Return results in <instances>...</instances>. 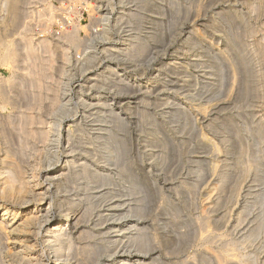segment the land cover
<instances>
[{
	"label": "rangeland",
	"instance_id": "374dc122",
	"mask_svg": "<svg viewBox=\"0 0 264 264\" xmlns=\"http://www.w3.org/2000/svg\"><path fill=\"white\" fill-rule=\"evenodd\" d=\"M77 1L95 2V0ZM97 1L101 4L99 12H96L97 10L95 12H47L48 7L50 5L52 7V0H19V9L22 8L19 10L21 15L19 20L15 21L16 25H11L13 24L11 20L6 19L9 17V11H7L9 2L0 0V20L2 19L0 21V87L8 88L6 90L0 88L1 93L5 91L3 94L0 93V103L4 107L3 109L0 104V118L2 117L0 119V170L4 168V165L5 168L1 171L5 169L7 171L6 163L1 162L6 159V162H10L8 161L10 159L13 163L16 161L28 172L35 162L38 166L40 164V169L44 170L47 166L45 162L44 165L43 160L49 152L55 150L53 143L49 140H46L47 143L42 142V139H38L39 137L37 138L34 134L30 136L31 132L27 131L29 128L30 130L49 129V135H52L49 139H51L56 133V128L61 127L58 128V131L61 129V141L55 145L61 156L67 147L65 130L68 127L77 129L79 133L81 129L87 128L90 120L102 119L109 113L117 112L119 119L116 117L109 122L110 124L107 123L108 126L105 125L107 129H111L115 128L116 123L120 124L121 127L117 126L115 135L119 146L124 143L120 146L121 154L124 156L119 155L122 157H117L119 158L117 164L112 165V168L117 169L118 172L116 177L118 184L115 183L117 186H113L117 196H112L117 198V203L119 201L121 205L117 214L120 212L122 218L118 219L117 215V226L121 223L130 224L132 221L135 226L133 228L125 226L123 229L124 231L127 229L126 237H122L123 240H118L116 243L111 242L114 237H111L112 234L108 233L109 229H107L113 227L112 221L106 220L101 226L99 225L100 227L95 226L93 221L81 222L76 229L72 228L75 246L80 248L83 244L85 245L89 238L80 233L94 227L92 231L99 236L95 240L96 243L104 245L110 241L109 253H103L98 264L106 262L113 264L111 261L122 254L140 256L139 260H143L140 261L142 264H162V262L163 264H206V262L218 264L219 261L222 263L221 260L224 262L222 264H248L249 262V264H264V0H246V2L245 0ZM119 19L122 20L119 21ZM6 20L11 24L8 22L9 24L6 25ZM64 20L65 24H63ZM73 26L79 28L78 36H80V41L75 43L65 39L64 35V31L73 29ZM105 29L106 32L109 30L108 33ZM135 33L136 44L130 46L131 44L128 43L133 40ZM43 37L50 42V47H47L48 44L45 41L43 42ZM198 40L199 45H195L194 43ZM258 47L262 49L260 52L256 49ZM44 49L46 50L43 51ZM252 49L257 51L253 52ZM115 52L117 54L121 52L123 58L121 56H119L121 59L114 58ZM126 52L131 53L127 55ZM47 57L49 63L44 64ZM50 58H54V62ZM132 59L136 61L132 62ZM43 66L46 67L44 71ZM112 69L115 72L114 75L110 74ZM28 70L31 76L27 75ZM260 70L262 72H258ZM117 71L124 75L119 76L120 73L117 74ZM232 71L233 76H231ZM234 76L235 78H232ZM104 81L106 82L103 83ZM257 87L258 90H256ZM39 95L40 98H38ZM99 95L101 104L107 105L103 104L100 111H89L93 108L89 104L92 101L96 102ZM27 97L30 99L27 100ZM55 99L58 100L55 101ZM67 101L74 109L61 117L58 111H54L56 105H52V102L63 104ZM24 112L25 114H22ZM33 113L35 117L31 116L30 119ZM29 120L30 123H28ZM42 121L45 123L39 125ZM258 130H260L259 133ZM21 131L24 133L20 134ZM34 136L38 140H35ZM259 136L261 137L258 138ZM103 142H99V145ZM243 145L245 146L242 147ZM15 146L17 149L13 148ZM14 150L17 154H12ZM7 152H10L8 154L12 155V158L15 156L18 158H10ZM5 154L8 158H4ZM120 159L123 163H120ZM246 162L250 166H247ZM40 169L38 170L39 182L43 187L47 181L44 177L41 178L43 170ZM219 170L221 171L218 172ZM128 180H134L136 185L138 183L136 188H141L133 192V187L126 183ZM55 190L53 188V191ZM110 199V197L106 198L104 203H109ZM0 201V204L4 205L10 202L2 197ZM138 202L144 204V214L141 217L133 216L131 212L125 211L129 210L128 208L138 207ZM19 210L21 212V209ZM141 230L145 233V237L150 238L152 235L155 238L153 248L148 252H140L136 247L131 248L128 243L129 237L135 236L134 234ZM2 237L0 240L3 239ZM0 247L2 248L1 245ZM214 254H218L217 258L222 254L221 259L215 262ZM5 255L8 254L5 253ZM8 259L11 260V257Z\"/></svg>",
	"mask_w": 264,
	"mask_h": 264
},
{
	"label": "bare ground",
	"instance_id": "6f19581e",
	"mask_svg": "<svg viewBox=\"0 0 264 264\" xmlns=\"http://www.w3.org/2000/svg\"><path fill=\"white\" fill-rule=\"evenodd\" d=\"M135 1V0H134ZM8 10L9 11V17H7L6 19H10L11 22L13 24H11V22H9L8 20H6V25H8L9 23L11 25L15 24V21H17V19L19 20V16L21 15L20 13V8L19 9V0H8ZM246 2V0H245ZM5 3V2H3ZM7 3V2H6ZM22 3V1H21ZM31 3V2H30ZM140 3V2H139ZM149 3V2H148ZM177 3V2H176ZM259 3V2H258ZM261 3V2H260ZM25 4V3H24ZM143 4V3H142ZM174 4V3H173ZM257 4V3H256ZM23 5V4H22ZM21 5V6H22ZM177 5V4H176ZM179 5V4H178ZM250 5V3L248 4ZM261 5V4H260ZM4 6V5H1ZM6 6V5H5ZM141 6V5H140ZM175 6V5H174ZM6 7V9H7ZM163 7V6H162ZM161 7V8H162ZM263 7V6H262ZM147 8V7H146ZM151 8V7H150ZM176 8V7H174ZM249 8V7H248ZM260 8V7H258ZM3 9V8H2ZM5 9V8H4ZM187 9V8H186ZM190 9V8H189ZM264 9V8H263ZM49 10V8H48ZM180 10V9H179ZM178 10V11H179ZM7 11L5 12L7 14ZM96 11V10H95ZM144 11H146L144 9ZM259 11V10H258ZM257 11V12H258ZM176 12V11H175ZM256 12V13H257ZM260 12V11H259ZM4 15V14H3ZM53 15V14H52ZM163 15V14H161ZM166 15V14H165ZM54 16V15H53ZM141 16V15H140ZM138 16V17H140ZM248 16V15H247ZM264 16V15H263ZM2 17V15H1ZM49 17V16H48ZM52 18V16H50ZM49 17V18H50ZM96 17V16H93ZM98 17V16H97ZM96 17V18H97ZM120 17V16H119ZM168 17V16H167ZM21 18V17H20ZM154 19V18H153ZM247 19V18H246ZM261 19V18H260ZM2 20V19H1ZM0 20V21H1ZM13 20V21H12ZM122 19H119V21ZM241 20V19H240ZM163 21V20H162ZM244 21V20H243ZM9 22V23H8ZM2 23V22H1ZM8 23V24H7ZM247 23V22H246ZM250 23V22H249ZM18 24V22H17ZM16 25V24H15ZM155 25V24H154ZM255 25V24H254ZM3 26V24H2ZM5 27V26H4ZM3 28V27H2ZM8 28V27H7ZM14 28V27H13ZM47 28V26H46ZM73 29H69L65 32V39H68V41H70L71 43H75L76 41L78 42L79 37L78 36V30L79 28H74V26L72 27ZM256 28V27H254ZM108 29V28H106ZM105 29V32H106ZM131 29V28H130ZM264 29V28H263ZM4 30V28H3ZM41 30V29H40ZM66 30V29H65ZM134 30H136L134 28ZM245 30V29H244ZM43 31V30H42ZM41 31V32H42ZM109 30H107L106 33H108ZM254 31V30H253ZM256 31V30H255ZM5 32V31H4ZM8 32V31H7ZM46 32V31H45ZM103 32V31H102ZM257 32V31H256ZM47 33V32H46ZM203 33V32H202ZM246 33V32H245ZM258 33V32H257ZM5 34V33H4ZM244 34V33H243ZM204 35V34H203ZM41 36V35H40ZM60 36V35H59ZM155 36V34H154ZM239 36V35H238ZM246 36V35H245ZM262 36V35H261ZM1 37V36H0ZM25 37V36H24ZM139 37V36H138ZM144 37V36H142ZM157 37V36H156ZM260 37V36H259ZM34 38V37H33ZM62 38V37H61ZM86 38V37H83ZM133 40L128 43L131 44L130 46H132L135 43V40L137 39V35L135 33V36L132 37ZM152 38V37H151ZM208 38V37H207ZM28 39V38H27ZM43 42L45 41L48 46L50 47V42L47 40V38L43 37ZM140 39V38H139ZM200 39V38H199ZM233 39V38H232ZM143 40V39H142ZM241 40V39H240ZM80 41V40H79ZM84 41V40H83ZM138 41V40H137ZM203 41V40H201ZM206 41V40H205ZM236 41V40H234ZM239 41V40H238ZM256 41V40H255ZM12 42V41H10ZM145 42V41H144ZM194 42V41H193ZM2 43V41H1ZM32 43V42H31ZM52 43V42H51ZM80 43V42H79ZM233 43V42H232ZM244 43V42H243ZM262 43V42H261ZM8 44V43H6ZM30 44V43H28ZM78 44V43H77ZM136 44V43H135ZM195 45H199V40L196 41L194 43ZM13 45V44H12ZM11 45V46H12ZM27 45V44H26ZM32 45V44H31ZM246 45V44H245ZM257 45V44H256ZM2 46V45H1ZM9 46V47H11ZM28 46V45H27ZM34 46V45H33ZM53 46V44H52ZM74 46V44H73ZM76 46V45H75ZM135 46V45H134ZM252 48H254V46L251 44ZM259 46V45H257ZM264 46V45H263ZM31 47V46H28ZM45 46H43L44 48ZM59 47V46H58ZM197 47V46H196ZM1 48V47H0ZM5 48V47H4ZM3 48V49H4ZM46 48V47H45ZM128 48V47H127ZM144 48V47H143ZM146 48V47H145ZM200 48V47H199ZM248 48V47H247ZM6 49L9 50L8 47H6ZM31 49V48H30ZM33 49V47H32ZM49 49V48H48ZM78 49V48H75ZM259 52L262 50L260 47L256 48ZM27 50V49H26ZM29 50V49H28ZM36 50V49H35ZM46 49H44L43 51H45ZM66 50V49H64ZM117 50V48H116ZM133 50V49H132ZM245 50V49H244ZM257 50H251V51H257ZM1 51V50H0ZM13 51V50H12ZM31 53V50H29ZM34 51V49H33ZM37 51V50H36ZM35 51V52H36ZM48 51V50H47ZM50 51V50H49ZM78 51V50H77ZM128 51V50H127ZM134 51V50H133ZM264 51V50H263ZM9 52V51H6ZM34 52V53H35ZM38 52V51H37ZM51 52V51H50ZM67 52V51H66ZM132 52V51H131ZM130 52V53H131ZM252 52V53H253ZM17 53V52H15ZM28 53V52H27ZM45 54V52H42ZM49 53V52H48ZM52 53V52H51ZM113 53V52H112ZM130 53L126 52V54L130 55ZM212 53V52H211ZM217 53V52H216ZM242 53V52H241ZM251 53V54H252ZM14 54V53H13ZM29 54V53H28ZM64 54V53H63ZM121 52L117 54V52H115V56L114 58H120L119 56H121ZM218 54V53H217ZM256 54V52H255ZM262 54V53H261ZM6 55V54H5ZM12 55V54H11ZM132 55V54H131ZM253 55V54H252ZM258 55V53H257ZM19 56V55H18ZM30 56V55H29ZM37 56V55H36ZM35 56V57H36ZM126 56V55H125ZM147 56V55H146ZM261 56V55H260ZM13 57V56H12ZM31 57V56H30ZM29 57V58H30ZM34 57V55H33ZM39 57H41L39 55ZM44 58V56H42ZM63 57V56H62ZM88 57V55H87ZM123 58V56H121ZM135 57V56H134ZM240 57H242L240 55ZM251 57V56H250ZM262 57V56H261ZM5 58V57H3ZM7 58V57H6ZM5 58V59H6ZM10 58V57H9ZM15 58V57H14ZM65 58V57H64ZM133 58V57H132ZM253 58V57H252ZM37 59V58H35ZM48 57L46 58V60H44V64H48L49 62H47ZM52 59V58H50ZM54 59V58H53ZM52 59V60H53ZM67 59V58H65ZM97 59V58H96ZM121 59V58H120ZM141 59V58H140ZM200 59V58H199ZM214 59V58H213ZM9 60V59H8ZM55 60V59H54ZM53 60V62H54ZM68 60V59H67ZM66 60V61H67ZM215 60V59H214ZM257 60H259V58H257ZM264 60V59H263ZM262 60V61H263ZM33 61V60H30ZM65 61V60H64ZM136 61L132 59V62ZM242 61V60H241ZM249 61V60H248ZM35 62H37V60H35ZM51 62V61H50ZM32 63V62H31ZM39 63V62H38ZM247 63V62H246ZM257 63V62H256ZM40 64V63H39ZM38 64V65H39ZM51 64V63H50ZM54 64V63H53ZM213 64V63H210ZM232 64V63H231ZM136 65V64H135ZM256 65V64H255ZM258 65V64H257ZM40 67L42 65H39ZM173 66V65H172ZM176 66V64H175ZM211 66V65H210ZM232 66V65H231ZM236 66V65H234ZM247 66V65H245ZM34 67V65H33ZM37 67V65H36ZM136 67V66H135ZM233 67V66H232ZM259 67V66H258ZM30 68L31 64H30ZM43 71L45 70L46 67L43 66ZM110 68V67H109ZM174 68V67H173ZM209 68V67H208ZM257 68V67H255ZM261 68V67H260ZM38 69V68H37ZM51 69V68H50ZM53 69V68H52ZM169 69V68H168ZM233 69V68H232ZM240 69V68H239ZM238 69V70H239ZM245 69V68H244ZM264 69V68H263ZM31 70V69H29ZM28 70V72H29ZM118 70V69H117ZM178 70V69H177ZM235 70V69H234ZM237 70V69H236ZM246 70V69H245ZM258 70V69H257ZM131 71V70H130ZM42 72V71H41ZM46 72V71H45ZM134 72V71H133ZM177 72V71H176ZM257 72V71H256ZM258 72H262L261 70ZM38 73H40L38 71ZM43 73V72H42ZM48 73V72H47ZM103 73V72H102ZM120 73V74H119ZM238 73V72H237ZM254 73V71L252 72ZM37 74V73H36ZM49 74V73H48ZM107 74V73H106ZM111 75H114L115 72H110ZM117 74H119V76L124 75V73L122 72H118ZM233 71H232V75L233 76ZM236 74V73H235ZM247 74V73H246ZM262 74V73H261ZM29 76V74H27ZM43 75H45V73H43ZM61 75V74H60ZM196 75V74H195ZM255 75V74H254ZM27 76V77H29ZM37 76V75H35ZM41 76V75H40ZM49 76V75H47ZM46 76V77H47ZM70 76V75H69ZM92 76V75H91ZM128 76V75H127ZM197 76V75H196ZM33 77V76H32ZM43 77V76H42ZM187 77V76H186ZM189 77V76H188ZM198 77V76H197ZM260 77V75L258 74V78ZM262 77V76H261ZM232 78H235L232 77ZM257 78V76H256ZM257 78V80H258ZM32 79V78H31ZM41 80V77L39 78ZM48 79V78H46ZM62 79V78H61ZM208 79V78H207ZM245 79V78H244ZM34 81L36 80L33 79ZM64 80V79H63ZM94 80V79H92ZM99 80V79H98ZM115 80V79H114ZM122 80V79H121ZM125 80V79H124ZM211 80V79H209ZM235 80V79H234ZM32 81V80H31ZM32 81V82H34ZM38 81V80H37ZM55 81V80H53ZM127 81V80H125ZM129 81V80H128ZM196 81V80H195ZM18 82V80H17ZM40 82V81H39ZM43 82V81H42ZM41 82V83H42ZM47 82V81H46ZM45 82V83H46ZM62 82V81H61ZM106 81H104L103 83H105ZM157 82V81H156ZM165 82V81H164ZM171 82V81H170ZM35 83V82H34ZM44 83V84H45ZM100 83V82H98ZM130 83V82H127ZM135 83V82H134ZM153 83V82H152ZM166 83V82H165ZM248 83V82H246ZM245 83V84H246ZM2 84V83H1ZM5 84V83H4ZM3 84V87L5 86ZM18 84V83H17ZM33 84V83H32ZM57 84V83H56ZM62 84V83H61ZM102 84V83H100ZM131 84V83H130ZM206 84V83H205ZM212 84V83H211ZM64 85V84H63ZM88 85V84H87ZM91 85V84H89ZM88 85V86H89ZM96 85V83H95ZM103 85V84H102ZM118 85V84H117ZM116 85V86H117ZM2 86V85H1ZM21 86V84L19 85ZM38 86V85H37ZM40 86V85H39ZM45 86V85H44ZM52 86V85H51ZM92 86V85H91ZM99 86V85H98ZM106 86V85H105ZM120 86V85H119ZM48 87V86H46ZM125 87V86H124ZM133 87V86H132ZM210 87V86H209ZM248 87V86H247ZM1 88V87H0ZM60 88V87H59ZM128 88V87H127ZM246 88V87H244ZM262 88V87H261ZM2 89V88H1ZM8 89V88H6ZM6 89H2V90H6ZM37 89V88H36ZM35 89V90H36ZM43 89V88H42ZM123 89V88H122ZM146 89V87H145ZM247 89V88H246ZM263 89V88H262ZM46 90V89H45ZM66 90V89H64ZM258 90V87L257 89ZM22 91V90H21ZM50 91H52L50 89ZM54 91V90H53ZM56 91V90H55ZM135 91V90H134ZM245 91V89H244ZM5 91H3L4 93ZM35 92V91H34ZM33 92V93H34ZM1 93V92H0ZM1 93V94H3ZM58 93V92H57ZM131 93V92H130ZM9 94V93H7ZM27 94V93H26ZM37 94V93H36ZM40 94V93H39ZM258 93H256L257 95ZM260 94V93H259ZM11 95V94H10ZM15 95V94H13ZM22 95V94H20ZM34 95V94H33ZM47 95V94H46ZM6 96V95H5ZM12 96V95H11ZM50 96V95H49ZM48 96V97H49ZM9 97V96H8ZM53 97V96H52ZM55 97V96H54ZM59 97V96H58ZM173 97V96H172ZM258 97V95H257ZM10 98V97H9ZM8 98V99H9ZM19 98V97H18ZM22 98V97H21ZM26 98V97H25ZM35 98V96H34ZM40 98V95L39 97ZM37 98V99H38ZM50 98V97H49ZM255 98V96H254ZM14 99V98H13ZM30 99V98H29ZM27 97V100H29ZM43 99V98H42ZM67 99V98H66ZM85 99V98H84ZM96 99V98H95ZM106 99V98H105ZM10 100V99H9ZM19 100V99H18ZM22 100V99H21ZM32 100V99H31ZM53 100V99H52ZM58 99H55V101ZM97 101H92L89 105L91 107H93L92 109H89V111H100L103 107V104H101L100 100H101V96L99 95L96 99ZM144 100V99H143ZM12 101V100H11ZM15 101V99H14ZM17 101V100H16ZM25 101V100H24ZM34 101V100H33ZM42 101V100H40ZM66 101V100H64ZM146 101V100H145ZM1 102V101H0ZM5 102V101H4ZM10 102V101H9ZM38 102V101H37ZM45 102V101H43ZM42 102V103H43ZM54 102V101H53ZM52 105H56L55 108L56 110L54 111H58V113L60 114V116H64L67 113L71 112L73 109L71 108L69 102H64L63 104H57L59 102L53 103ZM122 102V101H121ZM128 102V101H127ZM143 102V101H142ZM169 102V101H168ZM6 103H8L6 101ZM22 103V102H21ZM41 103V104H42ZM77 103V102H76ZM75 103V104H76ZM107 103V102H106ZM109 103V102H108ZM149 103V102H148ZM1 104V103H0ZM13 104V103H12ZM17 104V103H16ZM20 104V103H19ZM84 104V103H83ZM264 104V103H263ZM2 105V104H1ZM14 105V104H13ZM28 105V103H27ZM37 105V104H36ZM40 105V104H38ZM45 105V104H44ZM51 105V104H50ZM51 105V106H52ZM107 105V104H104ZM25 106V105H24ZM29 106V105H28ZM47 106V104H46ZM82 106V105H81ZM87 106V105H85ZM88 106V107H90ZM109 106V104H108ZM204 106V105H203ZM3 107V105H2ZM19 107V105H18ZM26 107V106H25ZM30 107V106H29ZM36 107V106H35ZM44 107V106H43ZM50 107V106H49ZM111 107V106H110ZM114 107V106H113ZM124 107V106H123ZM15 108V107H14ZM23 108V107H21ZM20 108V109H21ZM53 108V107H52ZM83 108V107H82ZM204 108V107H203ZM2 109V108H1ZM4 109V107H3ZM25 109V108H24ZM37 109V108H36ZM41 109V108H40ZM109 109V108H108ZM123 109V108H122ZM137 109V108H136ZM206 109V108H205ZM261 109V108H260ZM32 110V108H31ZM88 110V109H87ZM104 110V109H103ZM203 110V109H202ZM33 111V110H32ZM86 111V110H85ZM108 111V110H107ZM26 112V111H25ZM22 113V114H25ZM28 112V111H27ZM88 112V111H87ZM104 112V111H103ZM109 112H111V110H109ZM113 112V111H112ZM146 112V111H145ZM17 113V112H16ZM35 113V112H34ZM30 115V119L31 116H33L32 118L35 117V115ZM97 113V112H96ZM149 113V112H148ZM187 113V112H186ZM20 114V116L22 115ZM89 114V113H88ZM93 114V113H92ZM104 114V113H103ZM117 114V115H116ZM116 114L112 113L109 115H105L104 118L102 119H94V120H90L89 124L87 125V128L85 130H80L78 133V130L75 129H71L70 127H68V129H66L65 131V140L67 143V147L65 148V150L63 151V155L60 156L59 151L56 149V144H58L61 141V127H57L55 130V134L54 136L49 139V129H44V130H38L36 128H34V130H27L30 131V136L31 134L37 135L38 139H42V142L49 140L50 142L53 143V147L55 148V150H50L52 152L48 153V156L43 160V163L45 162L47 164V166L43 169H40V164L39 166L35 165L33 167H30V173L24 169V167H22L20 164H17L16 161H13L10 159L12 158L9 154L10 152H7L8 156L10 157L8 161L10 162H6V160H2L1 162H5L6 163V167L8 168L7 171L5 169V171H1L4 170L5 166L3 165V169L0 170V196L2 197V199H4L5 201L8 200V204L4 205V204H0V237H2L3 239L0 240V245L2 246V248L0 247L1 251L0 253V264H98L100 261V256L103 253H107L109 250V242L107 241L106 244L102 245V243L100 244L99 242L96 243V238H98L99 236L94 233V231H92L94 229L90 228L89 230L87 229L86 231L83 230L80 234L86 236L87 238H89V240L87 241V243L82 247L79 248V246H75V242H73V229H76L78 227V225L83 222L85 223V221L89 222V221H93V223L95 224V226L98 225V227H100L103 223L106 222V220L108 221H112V226L113 227H109L107 229L108 233H111L112 236L114 237V240H111V242H116L118 240L122 241L123 238L122 237H126V230L124 231L123 228H125V226H127L129 228L130 227H134L135 225L132 224V222L130 224H118L117 226V215L119 216L118 219L121 217L120 216V212H118L117 214V210H119V208L121 207V205L119 204V201L117 203V198H114L113 196H117V193H114V189L113 186H117V181H116V177H117V169L114 170L112 168V165H116L117 164V157H122L124 155H122V151H121V144L120 146L117 143V136L115 135V132L117 133V126H119L120 124L114 125L115 128H109L107 129L105 127V125L109 122L116 119V117L118 116L119 113L116 112ZM258 114V113H256ZM15 115V114H14ZM39 115V114H38ZM91 115V114H90ZM181 115V114H180ZM185 115V114H183ZM9 116V114L7 115ZM11 116V115H10ZM25 116V115H24ZM37 116V115H36ZM256 116V115H255ZM5 117V116H4ZM15 119V116H13ZM41 117V116H40ZM45 117V116H44ZM42 117V118H44ZM57 117V116H56ZM102 117V116H101ZM109 117L111 119H109ZM254 117V116H253ZM2 118V117H1ZM0 118V119H1ZM12 118V117H9ZM8 118V119H9ZM22 118V117H21ZM24 118V117H23ZM97 118V117H96ZM118 118V117H117ZM121 118V116H120ZM148 118V117H147ZM146 118V119H147ZM7 119V120H8ZM26 119V118H25ZM63 119V118H62ZM119 119V118H118ZM117 119V120H118ZM177 119V118H176ZM263 120V118H261ZM13 120V119H12ZM28 120V119H27ZM25 120V121H27ZM42 120V119H41ZM61 120V119H60ZM125 120V119H124ZM24 121V120H22ZM39 121V120H37ZM36 121V122H37ZM119 121V120H118ZM147 121V120H146ZM260 121V120H259ZM33 122V121H32ZM35 122V123H36ZM40 122V121H39ZM38 122V123H39ZM60 122V121H59ZM123 122V120H122ZM125 122V121H124ZM143 122V121H142ZM263 122V121H262ZM7 123L9 124V121H7ZM12 123V122H11ZM27 123V122H25ZM30 123V120L29 122ZM43 123H45V121H42L39 125H42ZM87 123V122H86ZM121 123V122H120ZM126 123V122H125ZM255 123V122H254ZM261 123V121H260ZM4 124V123H2ZM21 124V123H19ZM18 124V125H19ZM107 124V126H108ZM123 124V123H121ZM6 124H4L5 126ZM24 125V124H23ZM28 125V124H27ZM32 125V124H31ZM31 125H29L30 127H32ZM36 125V124H35ZM83 125V124H82ZM14 126V125H13ZM55 126V125H54ZM81 126V125H80ZM123 126V125H122ZM254 126V125H253ZM252 128H255L253 127ZM260 126V125H259ZM258 126V127H259ZM9 127V126H6ZM38 127V126H36ZM42 127V126H40ZM77 127V126H76ZM113 127V126H112ZM257 127V126H256ZM15 128V127H14ZM13 128V129H14ZM21 128V127H20ZM24 128V127H23ZM22 128V129H23ZM55 128V127H54ZM123 128V127H122ZM196 128V127H195ZM251 128V129H252ZM11 129V127H10ZM19 129V128H18ZM40 129V128H39ZM80 129V128H78ZM121 129V128H119ZM118 129V130H119ZM256 129V128H255ZM264 129V128H263ZM5 130V129H4ZM3 130V131H4ZM21 130V129H20ZM26 130V129H25ZM47 130V131H46ZM253 130V129H252ZM2 131V132H3ZM10 131V130H8ZM109 132V133H108ZM260 132V130H258V133ZM7 133V131H6ZM11 133V132H10ZM24 133V131H21L20 134ZM27 133V132H26ZM54 133V132H53ZM254 133V132H253ZM18 134V133H17ZM205 133H203L204 135ZM261 134V133H260ZM2 135V134H1ZM257 136V132L255 134ZM26 136V135H25ZM171 136V135H170ZM173 136V135H172ZM5 137V136H4ZM8 137V136H7ZM14 137V136H13ZM11 137V138H13ZM21 137V136H20ZM33 137V136H32ZM36 136H34L35 138ZM261 136H259L258 138H260ZM25 138V137H24ZM37 138H35V140H38ZM121 138V137H120ZM173 138V137H172ZM204 138V137H203ZM8 139V138H3ZM10 139V138H9ZM8 139V140H9ZM23 139V137L21 138V140ZM33 139V138H32ZM152 139V138H151ZM202 139V138H200ZM232 139V138H231ZM27 140V139H26ZM104 142H103V141ZM203 140V139H202ZM205 140V138H204ZM12 141V140H11ZM124 141V139H123ZM121 140V143L123 142ZM209 142L212 140H208ZM207 141V142H208ZM242 141V140H241ZM259 141V139H258ZM21 142V141H19ZM99 142H103L101 145L102 147L99 148ZM246 142V141H245ZM12 143V142H11ZM10 143V144H11ZM18 143V142H16ZM40 143V142H39ZM47 143V141H46ZM150 143V142H149ZM23 144V143H22ZM27 144V143H24ZM23 144V145H24ZM34 143H32L33 145ZM120 144V141H119ZM211 144V143H210ZM9 145V144H8ZM12 145V144H11ZM45 145V144H44ZM50 145V144H49ZM213 145V144H212ZM241 145V144H240ZM13 146V145H12ZM19 146V145H18ZM119 146V147H118ZM165 146V145H163ZM245 145H243L242 147H244ZM248 146V145H247ZM21 147V146H20ZM19 147V148H20ZM23 147V146H22ZM28 147H30V145H28ZM33 147V146H32ZM31 147V148H32ZM118 147V148H117ZM167 147V146H166ZM213 147V146H212ZM211 147V148H212ZM216 147V145H215ZM214 147V148H215ZM7 148V147H6ZM5 148V149H6ZM15 149V147H13ZM37 148V147H36ZM40 148V146H39ZM53 148V149H54ZM124 148V147H122ZM219 147H217L218 149ZM241 148V146H240ZM247 148V147H246ZM10 149V148H9ZM21 149V148H20ZM29 149V148H28ZM213 149V148H212ZM123 150V149H122ZM126 150V149H124ZM167 150V149H166ZM214 150V149H213ZM221 150V149H220ZM242 150V148H241ZM21 151V150H19ZM37 151V150H35ZM43 151V150H42ZM17 152V151H16ZM15 150L12 152V154L16 153ZM27 152V151H26ZM147 152V151H146ZM180 152V151H179ZM245 152V151H244ZM21 153V152H20ZM22 153H23V148H22ZM126 153V151H125ZM239 153V152H237ZM241 153V152H240ZM254 153V152H253ZM17 154V153H16ZM27 153H25L26 155ZM155 154V153H154ZM247 154V153H246ZM251 154V153H250ZM256 154V153H254ZM6 155V154H5ZM29 155V154H28ZM40 154H38L39 156ZM45 155V153H44ZM43 155V156H44ZM122 155V156H119ZM164 155V154H163ZM248 155V154H247ZM4 156V155H3ZM21 156V155H20ZM24 156V153H23ZM151 156V155H150ZM157 156V155H156ZM256 157V155H254ZM17 156H15L16 158ZM27 157V156H25ZM29 157V156H28ZM27 157V158H28ZM127 157V156H126ZM167 157V156H166ZM164 157V159L166 158ZM239 157V155H238ZM244 157V156H243ZM3 158V157H2ZM4 158H8L7 155ZM14 158V157H13ZM12 158V159H13ZM14 158V159H15ZM18 158V157H17ZM142 158V157H141ZM240 158V157H239ZM18 160V159H17ZM21 160V159H20ZM29 160V159H28ZM143 160V159H142ZM147 160V159H146ZM163 160V159H162ZM255 160V159H254ZM253 160V161H254ZM12 161V162H11ZM121 161V162H120ZM120 163H123L122 160L120 159ZM125 161V159H124ZM213 161V160H210ZM243 161V160H242ZM22 162V161H20ZM126 162V161H125ZM163 162V161H162ZM255 162V161H254ZM252 162V163H254ZM28 163V162H27ZM41 163V162H40ZM44 163V165H45ZM133 163V162H131ZM130 163V164H131ZM164 163V162H163ZM213 163H216L215 161H213ZM212 163V164H213ZM8 164V165H7ZM211 164V163H210ZM218 165V163H216ZM238 164V163H237ZM243 164V163H241ZM247 166L249 165L248 162H246ZM256 164V163H255ZM10 165V166H9ZM30 165V164H29ZM125 165V164H123ZM161 165V164H160ZM216 165V166H217ZM121 166V165H120ZM126 166V165H125ZM131 166V165H130ZM150 166V165H149ZM210 166V165H209ZM213 166V165H212ZM237 166V165H235ZM243 166V165H242ZM250 166V165H249ZM119 167V165H118ZM193 167V166H192ZM246 168V166H243V168ZM125 168V167H123ZM127 168V167H126ZM162 168V167H161ZM160 168V169H161ZM213 168V167H212ZM210 168L211 170H214ZM216 169V167H214ZM237 168V167H236ZM235 168V169H236ZM43 170L42 174H41V178H45V180L47 181V184L43 187H41L42 185L39 182V175L40 173L38 172V170ZM134 170V169H133ZM147 170V169H146ZM226 170V169H225ZM241 170V168L239 169ZM238 170V171H239ZM246 170V169H245ZM125 171V170H124ZM221 170H219L218 172H220ZM223 171V170H222ZM226 172V171H225ZM242 172V171H241ZM245 172V171H244ZM247 172V171H246ZM134 173V172H133ZM120 174V173H119ZM147 174V173H146ZM222 175V174H221ZM224 175V174H223ZM228 175V174H227ZM238 175V174H237ZM241 175V173H240ZM120 176V175H118ZM242 176V175H241ZM226 177V175L224 176ZM241 178V177H239ZM264 178V177H263ZM220 181V179H219ZM238 182V181H237ZM117 183V184H115ZM126 183H128V185H131L133 187V192H135L137 189L140 188H136L138 187V183L136 185V183L134 182V180H128ZM182 184V183H181ZM184 184V183H183ZM48 185V186H47ZM125 185V184H124ZM185 185V184H184ZM194 185V184H193ZM237 185V184H236ZM124 187V186H123ZM122 187V188H123ZM125 187H129V186H125ZM124 187V188H125ZM178 187V186H177ZM194 187V186H193ZM193 187H190L193 189ZM224 187V186H223ZM53 188L56 189L55 191H53ZM117 190V189H116ZM131 190V189H130ZM116 192V191H115ZM131 192V191H130ZM132 192V194H133ZM139 192V190H138ZM137 192V193H138ZM136 193V194H137ZM140 193V192H139ZM135 194V193H134ZM135 194V195H136ZM113 195V196H112ZM122 195V194H121ZM130 195V194H129ZM134 195V196H135ZM74 196V197H73ZM112 196V197H111ZM0 197V200H1ZM110 197V202L109 203H104V201L106 200V198ZM123 197V196H122ZM144 197V196H143ZM261 197V196H260ZM136 198V197H135ZM141 198V197H140ZM139 198V199H140ZM254 198V197H253ZM138 199V198H136ZM144 199V198H143ZM112 200V201H111ZM135 200V199H134ZM122 201V200H121ZM130 201L132 202V200L130 199ZM260 200H258L259 202ZM1 202V201H0ZM125 202V201H124ZM142 202V201H141ZM264 202V201H263ZM6 203V202H4ZM87 203V204H86ZM98 203V204H96ZM139 203V202H138ZM254 203V202H253ZM96 204V205H95ZM255 204V203H254ZM11 205V206H10ZM34 205V206H33ZM143 203H139V206L136 208H128L129 210H125L128 212H131L133 214V216H140L144 214L143 211ZM130 206V205H129ZM135 207V206H134ZM146 207V206H145ZM21 209V212H19ZM107 211V212H106ZM106 212V213H104ZM127 212V214H128ZM123 213V212H122ZM124 214V213H123ZM122 215V214H121ZM177 215V214H176ZM202 216V215H201ZM205 216V215H204ZM263 216V215H262ZM207 217V216H206ZM205 217V218H206ZM122 218V217H121ZM120 218V219H121ZM174 218V217H173ZM199 218V217H198ZM125 219V218H124ZM175 219V218H174ZM200 219V218H199ZM207 219V218H206ZM201 220V219H200ZM173 221V220H172ZM163 224V223H162ZM172 224V223H171ZM100 225V226H99ZM111 225V224H110ZM132 225V226H131ZM170 225V224H169ZM260 225V224H259ZM97 227V228H98ZM126 227V228H127ZM149 227V226H148ZM258 227V226H257ZM73 228V229H72ZM87 228V227H86ZM95 228V229H97ZM137 229V228H136ZM143 229V228H142ZM106 230V228H105ZM146 230V229H145ZM80 231V230H79ZM101 230H99L100 233ZM155 231V230H154ZM258 231V230H257ZM96 232V231H95ZM146 232V231H145ZM106 233V232H104ZM79 234V235H80ZM103 234V233H102ZM184 234V233H182ZM101 235V233L99 234ZM135 236L133 237H129L130 241H128V243H130L129 245H131L130 247H136L137 250H139L140 252H148L151 248H153V244H154V239L151 235L150 238L145 237V233L141 230L138 231L137 234H134ZM156 235V234H155ZM187 235V234H186ZM84 236H82L84 238ZM104 236V235H103ZM102 236V237H103ZM147 236H149L147 234ZM121 237V238H120ZM158 237V236H157ZM105 240V236L103 237ZM110 238V237H109ZM208 238V237H206ZM41 239V240H40ZM100 239V238H99ZM181 239V238H180ZM4 240V241H3ZM40 240V241H38ZM78 240V239H77ZM104 240V242H105ZM158 240V239H157ZM187 240V239H186ZM159 241V240H158ZM234 241V240H232ZM239 241V240H238ZM237 241V242H238ZM40 242V243H39ZM101 242V241H100ZM103 242V241H102ZM157 242V241H156ZM99 243V244H98ZM127 243V242H125ZM159 243V242H158ZM186 243V242H185ZM100 245V246H99ZM116 245V244H115ZM159 245V244H157ZM235 245V244H234ZM241 245V244H240ZM176 247V246H175ZM116 248V247H115ZM118 248V247H117ZM208 248V247H207ZM113 249V248H112ZM129 249V248H128ZM212 249V248H211ZM209 249V250H211ZM180 249H178L179 251ZM215 250V249H212ZM220 250V249H219ZM224 250V249H223ZM116 251V249L114 250V252ZM226 251V250H225ZM230 251V250H229ZM228 251V252H229ZM217 252V251H215ZM220 252V251H219ZM233 252V251H232ZM5 253H7L8 255H10L9 257H11V260H9L7 258L8 255H5ZM109 253V252H108ZM214 253V251H213ZM234 253V252H233ZM220 254V253H219ZM142 255V254H139ZM213 255V254H212ZM218 254H214V260L215 262L218 261L217 259H221V255L218 256L219 258H217ZM230 255V254H229ZM245 255V254H243ZM119 256H122L124 258H118ZM113 262V264H142L140 263V261L143 260H139L140 256H136V255H119ZM143 256V255H142ZM147 256V254H146ZM210 256V255H209ZM242 256V255H241ZM136 257V258H135ZM213 257V256H212ZM7 258V259H6ZM105 258V257H104ZM147 259V258H146ZM206 259V258H203ZM209 259H211L209 257ZM213 259V258H212ZM208 260V259H206ZM11 261V262H10ZM149 261V260H148ZM158 261H160L158 259ZM229 261V260H228ZM231 261V260H230ZM234 261V260H232ZM239 261V260H237ZM103 262V261H102ZM147 262V261H146ZM182 262V261H181ZM220 262V261H219ZM218 264H222L224 263L223 260H221L222 263ZM241 262V261H240ZM245 262V261H244ZM249 262V261H248ZM178 263V262H177ZM193 263V262H192ZM243 263V262H242ZM250 263V262H249ZM248 263V264H249ZM107 264V262L105 263ZM145 264V263H144ZM150 264V263H149ZM163 264V262H162ZM166 264V263H165ZM186 264V263H185ZM202 264V263H201ZM206 264H208V262H206ZM211 264H213L211 262ZM228 264V263H227ZM240 264V263H239ZM246 264V263H244Z\"/></svg>",
	"mask_w": 264,
	"mask_h": 264
},
{
	"label": "built area",
	"instance_id": "2783aa9c",
	"mask_svg": "<svg viewBox=\"0 0 264 264\" xmlns=\"http://www.w3.org/2000/svg\"><path fill=\"white\" fill-rule=\"evenodd\" d=\"M95 0V2L83 1L79 2L77 0H52L50 8L47 12H99L101 10V4ZM65 24V20L63 21ZM63 27V26H62Z\"/></svg>",
	"mask_w": 264,
	"mask_h": 264
}]
</instances>
